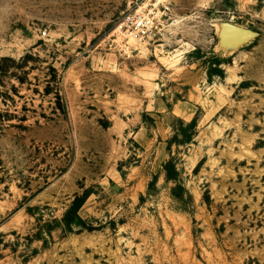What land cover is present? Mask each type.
I'll return each mask as SVG.
<instances>
[{
	"label": "rangeland",
	"instance_id": "374dc122",
	"mask_svg": "<svg viewBox=\"0 0 264 264\" xmlns=\"http://www.w3.org/2000/svg\"><path fill=\"white\" fill-rule=\"evenodd\" d=\"M155 2L0 0V264H264V0Z\"/></svg>",
	"mask_w": 264,
	"mask_h": 264
},
{
	"label": "built area",
	"instance_id": "2783aa9c",
	"mask_svg": "<svg viewBox=\"0 0 264 264\" xmlns=\"http://www.w3.org/2000/svg\"><path fill=\"white\" fill-rule=\"evenodd\" d=\"M132 33L144 38L154 27V19L146 14L135 15L130 18Z\"/></svg>",
	"mask_w": 264,
	"mask_h": 264
},
{
	"label": "trees",
	"instance_id": "16d2710c",
	"mask_svg": "<svg viewBox=\"0 0 264 264\" xmlns=\"http://www.w3.org/2000/svg\"><path fill=\"white\" fill-rule=\"evenodd\" d=\"M196 118H194L190 123H189V126L190 127H193V126H196ZM164 169H165V171H166V179L167 180H177V178H178V174H179V172H178V170H177V167H176V164H175V162H174V160H169L166 164H165V166H164ZM153 184V181L151 182V184L150 185H152ZM174 192V191H173ZM180 200H182V194L181 193H177V195H176Z\"/></svg>",
	"mask_w": 264,
	"mask_h": 264
},
{
	"label": "bare ground",
	"instance_id": "6f19581e",
	"mask_svg": "<svg viewBox=\"0 0 264 264\" xmlns=\"http://www.w3.org/2000/svg\"><path fill=\"white\" fill-rule=\"evenodd\" d=\"M156 1H158V3L159 2H161L162 0H156ZM156 4H158L157 2H155ZM225 26H227V28H225ZM224 28H225V31H227V33L229 32V31H234V32H236L237 34H234L237 38H246L247 36H249V35H252V33L253 32H249V31H247V30H241V29H237L236 27H234V26H232L231 24H223L222 25V30H224ZM233 35V36H234ZM234 36V37H235ZM232 37V36H231ZM132 41L133 40H135L134 38H132L131 39ZM238 40V39H237ZM241 40V39H240Z\"/></svg>",
	"mask_w": 264,
	"mask_h": 264
},
{
	"label": "water",
	"instance_id": "95a60500",
	"mask_svg": "<svg viewBox=\"0 0 264 264\" xmlns=\"http://www.w3.org/2000/svg\"><path fill=\"white\" fill-rule=\"evenodd\" d=\"M229 24H231V23H229ZM231 25L234 26V27H236L237 29L247 30V31H249V32H253L252 30L247 29V28H244V27L236 26V25H234V24H231ZM253 33H254V32H253ZM253 33H252V34H253Z\"/></svg>",
	"mask_w": 264,
	"mask_h": 264
}]
</instances>
